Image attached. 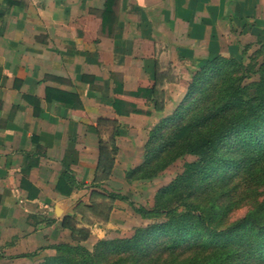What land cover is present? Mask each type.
Wrapping results in <instances>:
<instances>
[{"label": "crops", "instance_id": "obj_1", "mask_svg": "<svg viewBox=\"0 0 264 264\" xmlns=\"http://www.w3.org/2000/svg\"><path fill=\"white\" fill-rule=\"evenodd\" d=\"M263 23L264 0H0V264L51 255L67 217L87 228L77 204L139 161L191 72L263 40Z\"/></svg>", "mask_w": 264, "mask_h": 264}, {"label": "trees", "instance_id": "obj_2", "mask_svg": "<svg viewBox=\"0 0 264 264\" xmlns=\"http://www.w3.org/2000/svg\"><path fill=\"white\" fill-rule=\"evenodd\" d=\"M261 33L264 38V23ZM248 48L216 55L194 71L174 109L149 129L141 161L125 172L127 180L151 178L175 158L192 157L157 188L150 207L132 206L155 221L128 236L98 239L89 249L81 244L88 229L67 217L62 227L70 241L53 244L51 255L31 264H264V39L243 58ZM114 90L122 93L119 83ZM153 91L139 87L127 94ZM112 107L118 114L141 112L118 98ZM113 151L101 153V178ZM93 196L124 199L96 190ZM81 206L100 220L111 209V203L99 213L89 202ZM237 207L244 212L230 219Z\"/></svg>", "mask_w": 264, "mask_h": 264}, {"label": "rangeland", "instance_id": "obj_3", "mask_svg": "<svg viewBox=\"0 0 264 264\" xmlns=\"http://www.w3.org/2000/svg\"><path fill=\"white\" fill-rule=\"evenodd\" d=\"M255 44V41H251L244 44L249 45V48L247 49L243 58H245V56L250 51H252V49H254ZM193 73L194 71L190 73L188 81L190 80V76ZM185 89L186 87L180 94L179 98L172 104L170 111L164 114L163 116L159 117L156 122L165 115H168L174 109V107L180 101ZM153 125H151L149 129H151ZM146 138L147 136L144 137V140L141 143V151L139 153L140 157L138 162L124 168L117 167L116 173L118 174V177L116 178V180L115 176L113 177V184L111 183V186H109V184H105L104 187L102 185L103 183H100L99 186L96 185L93 188L95 190H100V193H114L116 195L124 197V199L115 198L113 201H110L107 198L101 199L96 196L90 198V206L92 205V207H95L93 209H95V212L97 211L98 213L104 212L106 209L105 206L111 203V207L114 209L113 211L115 212V214H113L111 218L112 222L105 225L102 220L94 216L90 208H87L85 206H81L77 209L79 215H81L82 219H84L83 222L85 224L90 223V225H86L89 231V235L86 240L81 242L83 246L90 249L93 243L98 239L128 236L132 233L134 228L144 226L150 222L155 221V219L141 218L137 213L132 210V206H143L146 208L150 207L153 203V196L157 188L168 183L176 174H178L182 170L183 164L192 159V157L189 155H183L175 158L151 178L127 180L125 177V172L128 169L136 166L141 161L143 146L146 141ZM244 210V207L234 208L229 218L234 219L239 217L244 212ZM97 228L100 229V232L94 231V229ZM90 230L92 231V233ZM42 257L43 256L37 257L34 262L39 261L40 259H42Z\"/></svg>", "mask_w": 264, "mask_h": 264}]
</instances>
